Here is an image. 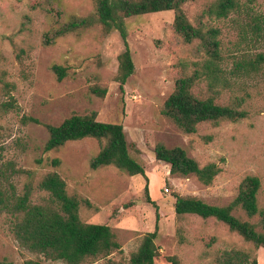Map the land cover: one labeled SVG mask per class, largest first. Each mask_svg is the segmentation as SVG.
Listing matches in <instances>:
<instances>
[{"label":"rangeland","instance_id":"obj_1","mask_svg":"<svg viewBox=\"0 0 264 264\" xmlns=\"http://www.w3.org/2000/svg\"><path fill=\"white\" fill-rule=\"evenodd\" d=\"M215 1L194 0L183 9L195 26L220 30L226 84L213 93L204 78L192 93L245 111L246 117L204 123L196 134L187 135L162 115V109L176 80L201 68L205 56L197 51L198 42L186 44L175 34L174 11L127 20L135 73L122 93L116 76L126 46L119 32L103 36L95 27L82 35L69 34L52 46L43 43L44 35L58 26L53 8L63 12L64 22L72 15L94 13L96 0H0V261L66 264L22 248L12 231L15 199L32 186L31 201L41 203L48 194L38 189L39 183L56 171L71 196L89 202L80 205L82 221L111 227L122 246L107 259H87L83 264L128 263L157 225L156 264H215L217 255L233 249L249 251L258 264H264V248L255 249L222 222L194 215L179 218L174 209L175 194L228 206L248 175L260 178L259 203L264 207V62L256 70L245 65L264 54V31L257 35L252 23L253 15L264 14V0H240L242 10L220 20L204 15ZM55 65L66 70L62 81L52 69ZM96 86L107 90L105 97L92 93ZM9 102L14 106L3 108ZM91 113L97 114L98 121L123 125L129 152L144 166L148 180L113 166L93 170L91 160L101 147L95 139L44 151L49 137L46 125L57 126L72 115ZM159 142L185 149L201 166L216 163L220 175L210 187L195 176H171L170 166L155 159L153 149ZM55 159L61 161L59 166L53 165ZM147 183L155 206L146 200ZM234 214L259 222L239 209Z\"/></svg>","mask_w":264,"mask_h":264},{"label":"trees","instance_id":"obj_2","mask_svg":"<svg viewBox=\"0 0 264 264\" xmlns=\"http://www.w3.org/2000/svg\"><path fill=\"white\" fill-rule=\"evenodd\" d=\"M57 1V0H54ZM194 0H96V10L87 16L72 15L66 21L58 7L53 8L58 17V26L44 35L45 46L69 34L82 35L88 30L99 27L103 36L113 31L119 32L126 46L119 56V69L116 81L124 93L128 79L135 73V64L127 44V20L166 11H174L173 28L186 44L197 43V51L205 56L198 68L191 75L184 74L176 80L173 93L167 98L162 115L170 120L184 134L192 135L198 126L204 123H218L223 120L239 121L246 117V112L216 103L209 97L202 99L193 94V89L205 78L209 82L211 92L218 93V86L226 84L221 64V42L218 39L220 30L204 29L202 24H192L183 7ZM242 10L240 0H216L204 12L218 20L228 18L232 13ZM254 33L260 35L264 31V14L253 15ZM264 62L261 53L254 61L246 62V67L256 70ZM200 65V64H199ZM244 64L240 63L241 68ZM198 65L196 64V67ZM59 81L66 76L65 68L53 66ZM92 93L105 97L107 90L93 87ZM14 103H5L3 108H12ZM48 140L44 146L46 153L58 151L70 142L84 139H95L100 144V151L92 158L90 166L93 170L102 167H116L130 176L141 175L147 178L144 166L135 160L130 152L124 127L121 124L98 121L96 113L88 115H72L60 125H46ZM155 159L170 166V175L188 178L195 176L206 187L214 184L221 169L216 163L201 166L181 147L168 148L164 143L155 145ZM61 161L55 159L54 166ZM38 189L48 194L41 203L31 201L33 187L26 186L25 193L15 199L13 212L15 222L12 231L19 245L28 251L42 255L50 261H61L66 264H83L87 259H107L122 249L117 234L107 225L87 224L82 221L80 209L87 200L70 195L65 179L56 171L46 174L39 183ZM262 182L258 176L248 175L241 183L239 194L228 206L210 205L197 197H186L175 194V213L181 218L187 215L202 219L214 218L225 224L229 230L238 234L246 242L252 243L255 249L264 248V207L259 203ZM145 196L149 204L156 205L149 195V184L145 187ZM1 197V194H0ZM0 204L3 201L0 199ZM240 210L250 218H259L258 223L243 220L234 214ZM159 228L144 236L142 243L128 263L107 260L101 264H156L159 248L156 244ZM215 264H258L251 252L233 249L221 252L215 257ZM0 264H8L0 261ZM23 264H42L39 261L27 260ZM173 264H177L173 262Z\"/></svg>","mask_w":264,"mask_h":264}]
</instances>
